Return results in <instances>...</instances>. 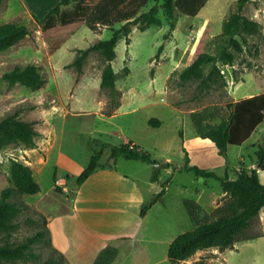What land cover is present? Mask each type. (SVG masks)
Masks as SVG:
<instances>
[{
    "label": "rangeland",
    "instance_id": "rangeland-1",
    "mask_svg": "<svg viewBox=\"0 0 264 264\" xmlns=\"http://www.w3.org/2000/svg\"><path fill=\"white\" fill-rule=\"evenodd\" d=\"M53 1L4 0L0 6V24L16 22L30 29L27 37L0 52V120L17 113L20 118L31 121L38 132L34 147L13 143L0 150V192L11 184L14 159L32 167L41 187L37 194L16 195L15 199L24 201L29 207L19 215V229L12 234L11 240L18 242L39 229L48 228L46 214H51L52 227H59L62 218L59 203L77 186V175L88 166L91 157L100 148L94 140L118 144L125 137L136 140L149 151L154 162H169L168 167L162 168L156 167L153 162L124 157H121L123 161L114 163L110 148L104 149L100 160L101 165L112 163L130 174H135L130 166H141L140 174H135L141 178L146 174L153 175L155 169H159L161 180L172 179L165 194L166 208L154 209L141 225L145 237L174 239L193 229L194 223L185 206V199H194L207 211H212L227 197L219 179L197 177L193 172L182 169L184 148L189 155L191 152L192 164L210 168L220 176L228 173L233 177L234 169L241 163L249 168L257 163L256 151L264 139V121L248 141L242 145H229L227 155H220L210 139L200 137L199 141L194 140L197 133L191 112L220 108L226 115L229 113L228 104L250 94L264 92V0H249L244 5L242 13L258 21L261 30L245 35L247 43L242 52L235 54L233 63L218 62L226 84L217 82L206 90L201 89L198 81L182 82L179 75L190 63L202 35L203 48L210 53L216 54L225 45V38L221 35L223 25L237 10L238 0H208L196 16L179 15L174 30L170 29L161 5L156 13L160 25H150L146 30H140V24L132 25L129 43L125 36L118 40L116 57L112 61L118 73L116 88L121 92L120 104L112 114L104 111L110 91L101 88L105 66L103 56L99 52H91L81 71L74 65V60L79 49L87 48L98 40L110 39L113 29L102 27L92 31L84 24L61 39L55 49L54 41L44 39L39 22L50 10L48 5ZM154 4L151 1L144 11ZM28 64H36L40 68L45 79L40 89L33 90L20 83L10 84L2 78L15 66ZM125 66L130 69L127 75L122 74ZM211 66H206V72ZM151 118H158L160 125H151ZM220 120L216 117L213 123ZM259 176L264 183V170L259 171ZM60 178L66 181L60 183ZM56 186L63 191H56ZM120 223V220L113 222L107 211L98 212L91 220L92 225L107 228L117 227ZM248 234L261 236L237 241L225 250L215 247L200 250L179 264H195L200 260L208 264H264V208L251 222ZM129 236L122 238L129 240ZM47 239L49 241L34 246L37 259L19 260L13 264L44 262L52 253L50 232ZM139 244L137 240L121 242L122 253L116 264L146 262ZM148 245L150 249L157 247L154 253L156 262L152 264H172L163 252L164 244L158 242L151 245L148 242ZM54 255L57 264H69L66 257L63 259L57 253Z\"/></svg>",
    "mask_w": 264,
    "mask_h": 264
},
{
    "label": "trees",
    "instance_id": "trees-1",
    "mask_svg": "<svg viewBox=\"0 0 264 264\" xmlns=\"http://www.w3.org/2000/svg\"><path fill=\"white\" fill-rule=\"evenodd\" d=\"M3 1L0 0V6ZM151 1L155 4L144 11ZM248 1L238 0L237 10L224 22L221 35L226 43L216 54L203 48L204 36L202 35L190 63L179 75L182 82L198 81L202 90L211 88L217 82L226 84L218 62L233 63L235 54L244 50V45L247 43L245 35L255 34L261 30V24L258 21L242 13ZM207 2L208 0H60L43 18L38 19L44 39L54 41L55 49L59 46L57 43L61 39L73 34L84 24L92 31L102 27L113 29L114 33L110 39L98 40L87 48L79 49L74 60V65L81 71L85 59L91 52H99L103 56L105 66L102 72L101 88L110 91V99L105 103L104 111L112 114L118 108L121 98V92L116 88L118 73L112 65L116 57L118 40L125 36L129 43L132 25L140 24V30H146L153 24L160 25L156 17L159 5L169 20L170 29L174 30L179 15L196 16ZM117 24L119 27L116 28ZM29 34L30 29L25 24L16 22L0 24V52L14 46ZM210 64L211 69L206 72V66ZM129 72V67L125 66L122 74L127 75ZM2 78L10 84L20 83L33 90L40 89L45 83L40 68L36 64H28L24 67L17 65L4 73ZM227 107L229 113L226 115L220 108L214 111L205 108L191 112V119L198 136L214 142L220 155H227L229 145H242L264 121V92L241 98L228 104ZM216 117L221 120L213 123ZM149 123L159 126L161 122L158 118H151ZM37 135L34 124L20 118L17 113L7 115L0 120V150L13 143H23L34 147ZM181 135L183 136V133ZM94 142L100 148L95 151L88 166L77 176L78 185L101 166L100 160L105 148H110L111 158L124 157L130 160L154 162L152 154L132 140L118 144L100 140H94ZM184 149L185 163L182 169L193 172L197 177L219 179L227 199L212 211H207L194 199L184 200L194 228L173 239L168 248L169 261L172 264H179L200 250L214 247L225 250L231 248L237 241L261 236V234H248L251 222L264 208V183L260 179L258 169L249 168L241 163L235 170V178H230L228 174L220 176L210 168L192 164L188 150ZM256 157L259 168L264 170V139L256 151ZM159 173V169H155L152 181L158 180ZM169 181L163 182L162 189L143 204L140 212L142 216L155 203L164 202ZM55 189L58 192L63 191L60 186H56ZM40 191L41 187L34 177L32 167L19 160H12L11 184L0 192V264L37 259L34 246L45 240L49 241L47 226L18 242L10 238L19 229V215L29 207L24 201L15 199L16 195L37 194ZM29 221L35 222L32 219ZM44 223L47 225L45 218ZM55 253L65 259L64 254L53 247L49 257L40 264H57ZM116 255L117 249L114 246H107L98 255L95 264H112ZM195 264L208 263L200 260Z\"/></svg>",
    "mask_w": 264,
    "mask_h": 264
},
{
    "label": "crops",
    "instance_id": "crops-1",
    "mask_svg": "<svg viewBox=\"0 0 264 264\" xmlns=\"http://www.w3.org/2000/svg\"><path fill=\"white\" fill-rule=\"evenodd\" d=\"M59 1L60 0H54L48 5V8L51 9ZM252 95L255 94H250L246 97ZM199 139L200 136L197 134L194 140L199 141ZM129 140L138 144L136 140L130 139L129 137H125L123 142ZM121 159V157L111 158L114 163L123 161ZM123 163L129 165L128 162ZM130 167H132L131 170H133L135 174H140L142 169L141 166L138 168H135V165ZM236 169H234L233 177H230L227 173L230 178H235ZM260 170L262 169H258V172ZM135 174L123 171L112 163L108 165L102 164L82 184H77L76 187L72 188L71 193L60 201L59 208L62 212V218L59 227L54 229L50 222L51 214H46L52 245L64 254L69 264H95L96 258L107 246H114L118 249V256H116L112 262V264H116L122 253L119 247L120 243L136 240L140 243L138 248L144 254V260H147L139 264H152L156 262L154 253L157 247H152V249H150L148 242L151 243V245H153V243L157 244L158 242L164 244L163 252L167 254L168 257V248L173 238L171 237L167 240L146 238L141 227L143 221L154 209L158 207L166 208L165 199L164 202H157L152 205L144 216H142L140 212L143 204L161 190L163 182L170 180V183L172 179L167 178L163 181L159 176L158 180L152 181V175L146 174L141 178ZM65 181L64 178L58 180L60 183ZM103 211L105 213L107 211V215L111 217L113 222L120 220V225L108 228L92 225L91 220L93 216ZM108 211L113 213L110 214ZM99 219L100 218L97 220ZM131 228L134 229L133 232ZM128 234L130 235L129 240L122 238ZM137 237H139V239H135ZM137 250L138 249H136V251ZM135 264L138 263L135 262Z\"/></svg>",
    "mask_w": 264,
    "mask_h": 264
},
{
    "label": "water",
    "instance_id": "water-1",
    "mask_svg": "<svg viewBox=\"0 0 264 264\" xmlns=\"http://www.w3.org/2000/svg\"><path fill=\"white\" fill-rule=\"evenodd\" d=\"M153 163H154V165H155L156 167H158V168L168 167V166H169V162H165V163H156V162H153ZM253 168H255V169H260V168H259V162H257V163L253 166Z\"/></svg>",
    "mask_w": 264,
    "mask_h": 264
}]
</instances>
